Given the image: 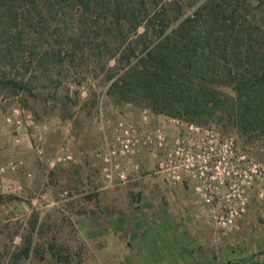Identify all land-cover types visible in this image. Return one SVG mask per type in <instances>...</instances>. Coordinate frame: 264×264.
Masks as SVG:
<instances>
[{
    "label": "trees",
    "instance_id": "1",
    "mask_svg": "<svg viewBox=\"0 0 264 264\" xmlns=\"http://www.w3.org/2000/svg\"><path fill=\"white\" fill-rule=\"evenodd\" d=\"M40 3L44 12L36 8ZM0 6L1 33L14 25L15 49L25 43L27 28L41 44L49 27L57 34L51 39L57 48L30 47L27 66H76L81 49L79 64L97 66L114 102L154 117L223 127L243 146L264 149V0H0ZM68 22L76 25L74 34ZM0 85L24 88L15 76L0 78ZM68 253L51 252L58 262Z\"/></svg>",
    "mask_w": 264,
    "mask_h": 264
},
{
    "label": "rangeland",
    "instance_id": "2",
    "mask_svg": "<svg viewBox=\"0 0 264 264\" xmlns=\"http://www.w3.org/2000/svg\"><path fill=\"white\" fill-rule=\"evenodd\" d=\"M37 7L45 11L42 3ZM72 16L67 14L69 22ZM21 19L18 18L19 23ZM69 22L71 35L77 27ZM56 23L59 24L56 21L52 25ZM13 27L12 24L4 35L0 30V78L15 76L24 88L14 91L0 85V164L21 160L22 165L16 171L0 175V264H115L118 261L113 255L115 241L121 240L132 224L122 221L124 215L129 217L132 206L142 205L144 193L147 188L154 187V181L139 177L123 186L98 189L101 180L93 152L101 140L99 107L102 106L106 118L116 119L129 113L137 123H140L141 110L107 97V84L102 82L97 66L79 64L81 49L75 50L76 66L67 61L57 66L49 64L46 71L41 66L38 68L34 61L27 66L30 47L39 53L46 48L49 50L56 45L51 39L57 34L51 33L53 26L49 27L42 34L43 44L37 39L36 44L33 38L37 35L33 28H27L23 34L25 43L21 49H15L11 43L16 33ZM61 48L66 55L67 45ZM10 57L13 58L11 63ZM59 67L61 71L56 74ZM18 106L30 111L34 122L48 125L41 158L30 146L31 139L23 136L20 143L13 142L14 124L5 118H12ZM158 118L153 116L149 125H156ZM215 128L234 136L241 150L264 163V149L259 144L243 146L234 132ZM64 144L71 148L74 160L51 166L46 159L52 158ZM252 195L247 212L237 221L236 230L226 233L215 230L220 232L215 240L223 241L224 237L229 241L220 245L227 255L264 254L263 204ZM117 214L122 217L119 218L121 222L113 221V215ZM92 220L100 222L102 237L94 238ZM113 231L117 235L108 236L114 234ZM214 245L219 247L218 243ZM58 248H66L69 252L67 259L61 262L51 254ZM15 254L19 257L15 258ZM232 261L236 263L237 260Z\"/></svg>",
    "mask_w": 264,
    "mask_h": 264
},
{
    "label": "built area",
    "instance_id": "3",
    "mask_svg": "<svg viewBox=\"0 0 264 264\" xmlns=\"http://www.w3.org/2000/svg\"><path fill=\"white\" fill-rule=\"evenodd\" d=\"M152 117L144 108L140 123L129 113L116 119L106 118L100 105L101 140L93 152L101 180L98 189L136 180L149 160L147 168L162 176L168 186L192 181L206 220L223 233L235 228L247 212L251 193L264 209V163L241 150L234 136L174 116H162L150 126ZM5 120L14 124V143L27 137L37 155L43 154L46 123L34 122L30 111L20 106L14 109L12 118ZM46 160L52 166L73 161L74 156L64 144ZM21 165V160L0 164V175L16 171Z\"/></svg>",
    "mask_w": 264,
    "mask_h": 264
},
{
    "label": "crops",
    "instance_id": "4",
    "mask_svg": "<svg viewBox=\"0 0 264 264\" xmlns=\"http://www.w3.org/2000/svg\"><path fill=\"white\" fill-rule=\"evenodd\" d=\"M148 166L149 160L139 177L153 180L154 187L146 189L143 207L135 204L137 206L131 207L129 217L124 215L122 221L132 224L127 234L115 241L116 251L113 255L118 260L115 264H231L232 259L237 260V264H249L264 259V254L244 257L234 253L227 255L220 245L229 241L224 237L221 239L223 241L215 240L220 232L215 231L217 228L206 220L193 182L184 180L168 186L162 176L153 174ZM113 217L114 222H121L120 214ZM94 221V238L102 237L100 222ZM96 226L97 230L94 231ZM110 235L113 237L117 234ZM213 242L218 243L219 247ZM18 257L15 254V258Z\"/></svg>",
    "mask_w": 264,
    "mask_h": 264
},
{
    "label": "water",
    "instance_id": "5",
    "mask_svg": "<svg viewBox=\"0 0 264 264\" xmlns=\"http://www.w3.org/2000/svg\"><path fill=\"white\" fill-rule=\"evenodd\" d=\"M257 264H264V259L258 262Z\"/></svg>",
    "mask_w": 264,
    "mask_h": 264
}]
</instances>
